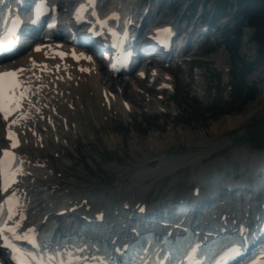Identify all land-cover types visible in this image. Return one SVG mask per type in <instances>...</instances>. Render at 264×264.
<instances>
[{
	"label": "rangeland",
	"instance_id": "374dc122",
	"mask_svg": "<svg viewBox=\"0 0 264 264\" xmlns=\"http://www.w3.org/2000/svg\"><path fill=\"white\" fill-rule=\"evenodd\" d=\"M229 1L235 3L237 0ZM185 5L182 6L180 13L186 9ZM208 8L209 6L205 8L206 11H208ZM230 10L231 8H227L226 13H234V9ZM231 17L232 15L228 14L225 21ZM238 20H240V17H236L235 22H231L230 25L227 24L224 29H231V33L234 35V29L232 28ZM242 27L238 54L240 58L244 59L243 61L237 59L224 47L221 41L223 39L222 35L217 34L214 37L216 43L210 47L211 54L202 50L195 53L191 52L193 57L202 59L204 63L206 62V70L202 69V76L197 75V77H200L197 80L200 87L197 86L196 90L193 88L195 82L190 75L188 77L190 82L186 80L187 78L175 79L176 87L179 88L172 99L176 98L179 103L182 102L184 97L189 98L187 91L190 92V97L196 99V102L190 101L192 107L196 109L184 116L189 121L184 122L181 117L178 118L179 110L175 104L170 102H167L166 106L163 107L168 115L159 112L158 102H155L159 99L158 92L154 87L153 90L148 91L145 83H142L137 89L128 84L125 89L121 88L123 93L117 87L113 89L114 91L118 89L119 94H122L125 99L133 103L134 114L131 117L125 118L124 115L117 114L118 110L115 109L107 112L104 117L96 112L94 113V110L92 113L89 111L86 114H81L79 119H83L84 115L93 124L87 125V121L83 120L86 127L85 132L83 131V135H81L83 139L79 135L81 139L78 141V152L71 154L72 152L70 153L69 150L67 153L72 156V167L61 166L60 159L52 155L49 158L51 162L57 164V171L64 176V180L74 177L79 183L102 180L111 184H116V181L119 180L120 183L125 184L126 188L130 185L135 186L146 183L152 184V189H159L154 192V195H166L168 189L179 190L187 186V177L191 168L182 165L189 164L186 160L188 158L203 157L202 159H204V157H207L209 167L217 163H219V166H224L226 162L231 160L234 151L245 147L253 152L261 151V148L257 147L258 145L253 146L252 139H258V121L264 118V64L250 66L251 70L246 73L244 80L240 84L236 83L233 91L228 93V87L227 92L225 91V82L227 79L230 80L231 73L233 74L235 71L239 75L242 62H254L258 56V44L249 43L254 32L253 27H247L246 24ZM207 61L210 66L207 65ZM228 69L229 72L227 73L226 70ZM204 71L206 72L205 78ZM187 84L190 87H187ZM113 85L116 86V83H112ZM247 86L256 88L252 98H248ZM241 87L242 90H240ZM261 97H263V101L259 102ZM87 99L92 102V105L97 100L94 96ZM257 102L258 104H256ZM254 109H259V111L246 124L226 129L229 126L230 118L249 116ZM136 112H138V116H135ZM145 118H149L147 124H143ZM150 124L152 125L150 126ZM216 127L218 128L217 131L215 130ZM75 139H78V136L71 140V142L74 141L72 142V148L75 147ZM148 140L150 143L157 141L162 148L160 151L163 155L160 152L156 153V149L150 150L146 145ZM50 152L52 151H45L44 154L49 155ZM186 155L189 156L182 158ZM254 155L258 154L255 153ZM179 159H181L180 162H178ZM117 165L124 168L128 167V171L122 176L118 175L116 173ZM199 165H197L198 171H202L203 167H199ZM235 165L241 170L242 162L235 163ZM152 168L156 171L154 172ZM136 170L140 171L141 176L135 178V176H132L135 175ZM149 172L154 173L143 176L149 174ZM178 179L180 180L176 182ZM136 180L139 182H136ZM63 183L61 184L65 185ZM125 190L121 193L123 194ZM80 191H93L95 195L103 192L97 189H80ZM114 199L117 201L116 198Z\"/></svg>",
	"mask_w": 264,
	"mask_h": 264
},
{
	"label": "bare ground",
	"instance_id": "6f19581e",
	"mask_svg": "<svg viewBox=\"0 0 264 264\" xmlns=\"http://www.w3.org/2000/svg\"><path fill=\"white\" fill-rule=\"evenodd\" d=\"M31 57H33L38 62H51L44 60V55L42 53H33L31 54V56L23 55L17 60L8 63L7 66L17 67L20 65H26L29 68V70L25 72L27 80L32 82L40 81V83H38L36 88L33 90L34 96L32 97V102L34 104H37V106L41 104L45 105L46 108L43 109V114H46V117L50 113L53 123L51 124L52 128L47 131L45 126L39 120L40 118H38L37 114L35 113L36 111H32L30 114V119H32V124L34 128H36L38 131H43V134L37 137L36 139L30 136H26L24 140L25 154L27 155L28 159L31 160L32 164L30 166L29 172V177L31 175L32 177L30 181L28 178V182L24 181L22 184V188L28 192V205L26 207V210L27 212H30V222H33L35 219H37L38 215H53L60 210L63 212H69V215L67 217L72 216L71 222L69 224H64L63 222L61 223L62 230L67 231L70 229V227H74L72 226V223H74L75 220L79 219V215H76L74 211L81 207H91L94 211H98L100 209L110 213L112 211L110 197L104 193H99L98 195H95L93 191H79V193L73 194L70 189L69 191L68 189H64L66 192L68 191L70 195V197L67 198L68 201L70 200V203L65 201L61 202L60 198L57 196L59 194L53 196L52 194H49L51 191L50 186L53 185L54 187H56V183L54 182V180L56 179V175L55 171L53 170L54 166L45 161L46 158H41L42 153H44L45 151H52L56 153L58 146H61L63 150L65 148L67 149V147L72 148L73 144L71 143V140L74 139L76 136L79 137V135H83V125L80 121L77 120V122L73 125L72 122L66 124L65 126L63 123L65 122L64 120H66L67 117L70 118L71 116H73L77 118V111L81 108H84V103L79 98V95L83 94L84 90L91 87L92 91H94L96 94L99 89H102V85H104L103 80L105 79V84L107 85H105V87L103 88L110 89L114 87V85L112 86V83H116L125 89L128 84H130V82L127 80L112 82L106 75L103 77V74L100 71L97 72L94 70L89 74L81 73L76 70H70V79H64L62 77L63 73H58L54 75L42 74L41 71L38 70V68H31ZM2 69H4V66L0 67V70ZM36 75H38L37 77L41 76V80L34 79ZM136 81V83H139L137 79ZM43 83H47V88L42 85ZM55 86H57V88H55ZM148 88V91L151 90V87ZM262 101L263 97L259 98V102ZM256 104H258V102ZM68 106L69 108L72 107L73 109H67ZM121 108L124 111H128L123 107ZM258 111L259 109H254L253 111H251L249 116H237L235 118H230L228 124L229 126H227L226 129H231L246 124L250 119L253 118V116ZM95 112L96 111H94V113ZM57 113H61V119H59L58 121L56 120L57 118L55 116ZM65 127H68V129ZM217 129L218 128L216 127L215 130L217 131ZM26 141H28V143ZM146 145L149 147L150 150L156 149V153H162V151H160L162 148L159 146V143L157 141H153L150 143V141L148 140L146 141ZM152 146H154V148H152ZM39 149H45V151L42 152ZM32 153H34L35 157L32 156ZM254 154L249 152L248 149L245 147L241 149V151H234L232 155V158L234 159L233 161H242V175H244L243 180L245 182H247V180H250L251 169L254 165L258 167H264V150L262 149L260 154L256 153L258 155ZM161 155H163V153ZM45 156L48 155L45 154ZM30 157L34 160L32 161ZM202 158L203 157H191L186 159L192 166V170L190 173V181L200 179L202 177L204 171H198L197 168L199 162L203 160ZM28 187L30 189H27ZM148 188L149 187H146L145 189ZM81 193H85V195ZM142 196V194H137L135 196H130L129 199L142 206V203L139 201L143 200ZM249 206L250 209L248 211L250 213L253 212V210H256V207L252 205V203H247L245 209H247ZM153 208L155 209L154 206ZM228 214L236 215L238 214V212L234 211L233 208H229ZM107 217L108 220L114 221L116 219L115 216H112V213H110ZM64 222L68 223V220H65ZM115 236L120 241H124L127 237V232L123 229H119L117 230ZM120 241L118 242L120 243Z\"/></svg>",
	"mask_w": 264,
	"mask_h": 264
},
{
	"label": "snow or ice",
	"instance_id": "6c2138e0",
	"mask_svg": "<svg viewBox=\"0 0 264 264\" xmlns=\"http://www.w3.org/2000/svg\"><path fill=\"white\" fill-rule=\"evenodd\" d=\"M39 14V10H37V15ZM51 26V25H50ZM37 50H39V47H37ZM61 56L64 55V53H60ZM75 55V54H74ZM77 59L79 57H76ZM90 59V57H87ZM23 69H16L12 71H5L0 72V114H3V118L5 120H8L9 116H11L13 113L17 112L22 108V101L26 98L27 95V86L20 83V79L18 77V73H21ZM12 123H16V120H13ZM8 139L12 141V147L15 148L18 146V141L15 139L14 134L9 131L8 133ZM4 156L11 158L13 161L15 160L14 154L5 150ZM6 163V161L0 160V174L3 172V166ZM11 167V165H8ZM9 179H12L9 177ZM12 209L9 208L8 210V216L9 219L12 218ZM18 227V225H17ZM16 232V227L9 226L6 229L4 227H0V238L4 237V232ZM31 231V230H30ZM17 239H28L27 236L20 237L17 236ZM30 242L35 244V238H33ZM7 247H11V245H6ZM14 251L19 252V249H14ZM63 264V262H61Z\"/></svg>",
	"mask_w": 264,
	"mask_h": 264
},
{
	"label": "trees",
	"instance_id": "16d2710c",
	"mask_svg": "<svg viewBox=\"0 0 264 264\" xmlns=\"http://www.w3.org/2000/svg\"><path fill=\"white\" fill-rule=\"evenodd\" d=\"M218 7L230 4L229 0H215ZM238 5L246 7L248 25L254 28L252 42L258 44L257 52L258 56L254 62L244 63L243 71L245 73L248 66L255 64H264V0H238ZM237 35H240L238 31ZM234 45V53H238V41L232 42ZM231 49V48H230ZM233 51V49H232ZM239 57V56H238ZM240 58V57H239ZM184 122L189 120L181 118ZM253 143H258L256 139L252 140Z\"/></svg>",
	"mask_w": 264,
	"mask_h": 264
},
{
	"label": "water",
	"instance_id": "95a60500",
	"mask_svg": "<svg viewBox=\"0 0 264 264\" xmlns=\"http://www.w3.org/2000/svg\"><path fill=\"white\" fill-rule=\"evenodd\" d=\"M259 133H260V146L264 148V118L258 122Z\"/></svg>",
	"mask_w": 264,
	"mask_h": 264
}]
</instances>
